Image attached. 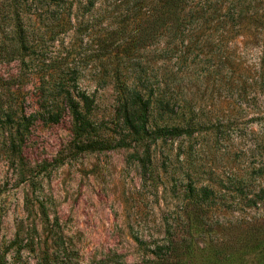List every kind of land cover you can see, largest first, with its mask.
I'll return each instance as SVG.
<instances>
[{
  "label": "rangeland",
  "instance_id": "obj_1",
  "mask_svg": "<svg viewBox=\"0 0 264 264\" xmlns=\"http://www.w3.org/2000/svg\"><path fill=\"white\" fill-rule=\"evenodd\" d=\"M149 1L0 0V264H264V0H186L183 35L138 46ZM68 69L85 141L125 137L116 89L138 75L169 105L149 125L184 132L79 151L67 115H34Z\"/></svg>",
  "mask_w": 264,
  "mask_h": 264
},
{
  "label": "trees",
  "instance_id": "obj_2",
  "mask_svg": "<svg viewBox=\"0 0 264 264\" xmlns=\"http://www.w3.org/2000/svg\"><path fill=\"white\" fill-rule=\"evenodd\" d=\"M143 2L144 0H137ZM148 2V1H147ZM186 0H151L143 16L138 17L136 28L133 31L134 42L138 46L148 45L161 33H168L172 39L183 35L181 29L182 14L185 11ZM69 21L63 20L57 23L52 31L66 30ZM69 26V25H68ZM57 31V32H58ZM19 40L17 47L25 45L21 33L16 32ZM136 60L138 58H135ZM66 78L54 77L47 87L50 97H57L61 101V109L56 110L53 106L47 107L48 96H41V101L34 115L47 118L51 122H58L62 114L67 115L70 120V133L77 139L82 152L110 151L119 148H129L137 146L142 150V156L147 155L149 146L159 140H165L179 136L183 129L179 127L152 128L149 125L151 109L160 106L162 109L168 108L164 97L159 94V85L145 75H138L132 86L118 84L116 89V115L120 120L125 137L114 144L96 143L84 140L90 130L89 114L93 103V98L85 91H72L75 86V76L73 69H68ZM70 78V79H68ZM73 82V87H68V82ZM48 97V98H50ZM63 112V113H62ZM188 129H186L187 131ZM184 134V133H183ZM145 154V155H143ZM138 162H142L141 157ZM143 168V165H141Z\"/></svg>",
  "mask_w": 264,
  "mask_h": 264
}]
</instances>
